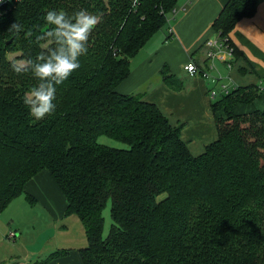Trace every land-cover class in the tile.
I'll return each instance as SVG.
<instances>
[{
    "label": "trees",
    "instance_id": "16d2710c",
    "mask_svg": "<svg viewBox=\"0 0 264 264\" xmlns=\"http://www.w3.org/2000/svg\"><path fill=\"white\" fill-rule=\"evenodd\" d=\"M178 2L9 0L0 6V214L47 170L65 197V216L81 221L82 264H264V109L236 111L260 101L262 90L238 87L212 103L217 139L197 156L158 107L117 90L130 60L166 26ZM257 5L227 0L213 20L236 59L229 33ZM82 9L100 18L88 51L57 86L55 111L37 120L25 101L38 81L14 68L49 48V10L71 17ZM172 77L163 80L179 90ZM101 136L128 149L99 144ZM108 202L112 225L103 238Z\"/></svg>",
    "mask_w": 264,
    "mask_h": 264
},
{
    "label": "crops",
    "instance_id": "0c3cea01",
    "mask_svg": "<svg viewBox=\"0 0 264 264\" xmlns=\"http://www.w3.org/2000/svg\"><path fill=\"white\" fill-rule=\"evenodd\" d=\"M226 3L227 0H192L185 5V0H179L176 5L178 13L167 17L166 32L152 40L154 34L146 41L130 60L129 76L117 86L121 94L137 95L142 101L158 107L170 125L179 129L181 140L194 156L202 154L205 147L217 139L212 103L222 95L238 87L255 85L262 90L260 101L238 106L236 111L246 113L264 109V0H258L253 17L239 21L229 33L239 54L237 59L224 51L218 54L219 58L208 59L206 43L219 38L212 26L213 20ZM184 5V11H181ZM189 62L194 63L201 73L190 77L183 70ZM164 68L167 73L162 71ZM171 75L173 81L181 83L179 90L164 82V76ZM210 91L215 93L214 99H210ZM23 194L0 214V236L8 228L7 231L13 232L19 242L29 244V250L1 254L0 263L42 264L50 255L60 251L65 255L45 264H82L79 251L86 244L83 227L81 232L77 230L69 234L67 225H60L58 235L51 232L40 245L44 235L40 234V229L30 237L16 236L27 235L28 228L37 225V220H44L45 216L54 227L65 222L76 225L72 220L76 216H65V197L49 172L42 170L32 177L24 186ZM28 195L33 198L32 202L27 200ZM58 237L61 242L52 248L51 241Z\"/></svg>",
    "mask_w": 264,
    "mask_h": 264
},
{
    "label": "clouds",
    "instance_id": "9594fccd",
    "mask_svg": "<svg viewBox=\"0 0 264 264\" xmlns=\"http://www.w3.org/2000/svg\"><path fill=\"white\" fill-rule=\"evenodd\" d=\"M99 19L83 9L71 17L63 10H49L44 16V21L50 26V30L45 33L51 42L49 48L35 59L29 57L21 60L23 69L14 68L17 73L31 72L38 81L27 93L29 99L25 101L30 116L39 120L55 111L53 101L56 99L57 86L80 67L79 58L87 53L89 35ZM11 27L20 31L16 24Z\"/></svg>",
    "mask_w": 264,
    "mask_h": 264
},
{
    "label": "rangeland",
    "instance_id": "374dc122",
    "mask_svg": "<svg viewBox=\"0 0 264 264\" xmlns=\"http://www.w3.org/2000/svg\"><path fill=\"white\" fill-rule=\"evenodd\" d=\"M167 29H168V27L165 26L162 30H160L157 33H155V35L152 37L154 39H152V40H155V37H158V38L162 37ZM177 56L180 57L179 54H177ZM237 112H240V111L238 110ZM98 143L102 144V145H105V146H108V147L113 148V149L114 148L128 149L127 145H124V144H122V143H120V142H118L116 140L113 141L112 139H110V138H108L106 136H101L100 139L98 140ZM106 205H107L106 208L102 212V216H103V219H104V227H103V233H102L103 234V238L109 236L110 228H111V225H112V219L110 217V209H111L110 202H108ZM41 209H42V207H41ZM43 218H44V220L43 219L41 221L37 220L38 221L37 225H34L33 227L30 226L28 228L29 232H28L27 235H25V234H20V235H18V234L16 235L15 234V235L17 237L26 238V237H30V235L33 234V232H35L38 229H40V230H42V232L40 234H44L43 238H41L40 241H39V245H40V244H42V242H44V240L47 239L46 237H48V236L50 237V235L52 234L51 232L54 233V231H55L56 232V233H54L55 236L58 235L59 229L61 227L60 225H62V226L63 225L66 226L67 225V228L69 230V232H68L69 234L75 233V232H77V230L80 231V232L82 231V226H81L82 224H81L80 220H77V218H75V217H73L72 220L76 221V225L75 224H71V223L67 224L65 222V223H62V224L59 223V224L55 225V227H54L53 222L48 220L47 216H45ZM7 230H8V228L6 229L4 234L2 236H0V256H1V254L2 255L9 254L10 251L14 252L16 250L17 251H21L23 253H26V250H29V244H27V243L23 244V242H19L18 238H15L13 240H9L8 237H6L9 234V232ZM6 232H8V233L5 234ZM60 242H61L60 237L52 240L51 241L52 248H54V246H56V245H59ZM85 242H86V244H85ZM84 244H85V246L87 245L86 236L84 238ZM16 262L18 264L19 261H16ZM16 262H14V263H16ZM10 263H12V262H10ZM0 264H9V263H0Z\"/></svg>",
    "mask_w": 264,
    "mask_h": 264
},
{
    "label": "built area",
    "instance_id": "2783aa9c",
    "mask_svg": "<svg viewBox=\"0 0 264 264\" xmlns=\"http://www.w3.org/2000/svg\"><path fill=\"white\" fill-rule=\"evenodd\" d=\"M9 0H0V6L7 4ZM192 0H185V5H189L191 3ZM184 7L181 9V11H184ZM178 9H172L171 10V15H176L178 12ZM172 33V32H171ZM206 49H207V57L208 59H215V58H219V53L221 52H225L226 54H230L232 57H234V55L232 54V48L229 46V42L226 39L223 38H218L216 39L214 42H207L206 43ZM220 59L222 60V57H220ZM211 69V66L209 67ZM183 70L185 72H187V74L190 77H195L198 74H200L201 72L197 69V67L194 65V63L189 62L187 64H185V66L183 67ZM203 75L207 78V75L205 73H203ZM209 97L210 99H214L215 97V93L210 91L209 92ZM7 237L11 240L14 237L13 233H9L7 235Z\"/></svg>",
    "mask_w": 264,
    "mask_h": 264
}]
</instances>
